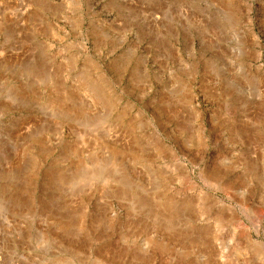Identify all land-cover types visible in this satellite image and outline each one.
<instances>
[{
  "label": "rangeland",
  "instance_id": "rangeland-1",
  "mask_svg": "<svg viewBox=\"0 0 264 264\" xmlns=\"http://www.w3.org/2000/svg\"><path fill=\"white\" fill-rule=\"evenodd\" d=\"M0 264H264V0H0Z\"/></svg>",
  "mask_w": 264,
  "mask_h": 264
},
{
  "label": "bare ground",
  "instance_id": "bare-ground-1",
  "mask_svg": "<svg viewBox=\"0 0 264 264\" xmlns=\"http://www.w3.org/2000/svg\"><path fill=\"white\" fill-rule=\"evenodd\" d=\"M68 181H70V179H69ZM121 192H122V191H121Z\"/></svg>",
  "mask_w": 264,
  "mask_h": 264
}]
</instances>
